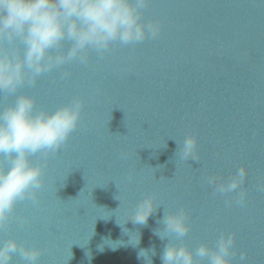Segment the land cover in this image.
<instances>
[{
	"label": "water",
	"instance_id": "obj_1",
	"mask_svg": "<svg viewBox=\"0 0 264 264\" xmlns=\"http://www.w3.org/2000/svg\"><path fill=\"white\" fill-rule=\"evenodd\" d=\"M143 22H158L159 37L116 43L103 57L89 50L86 65H63L18 93L37 111L74 98L84 107L59 151L31 157L44 166L40 203L15 207L0 241L40 249L39 264H162L169 240L154 232L184 208L190 232L174 243L215 248L235 234L232 264H264V0H149ZM0 97V110L14 101ZM189 136L198 161L178 154ZM242 166L245 205L226 204L236 194L221 196L206 179L224 183ZM149 194L160 206L146 225L133 223Z\"/></svg>",
	"mask_w": 264,
	"mask_h": 264
},
{
	"label": "clouds",
	"instance_id": "obj_2",
	"mask_svg": "<svg viewBox=\"0 0 264 264\" xmlns=\"http://www.w3.org/2000/svg\"><path fill=\"white\" fill-rule=\"evenodd\" d=\"M148 4L149 0H0V93L14 97L10 106L0 110V162L8 164L7 168L0 166V230L12 217L17 202L39 205L44 166L34 165L31 157L59 151L77 129L84 107L83 100L74 98L55 112L37 111L34 97L18 93L63 65L74 61L86 65L89 50L103 57L116 43L127 46L158 38L160 24L143 22ZM66 42L71 44L67 50ZM68 76L64 72L62 78ZM178 154L183 161H198L196 138L187 137ZM121 158L127 159V153H121ZM246 178L242 166L224 183L217 184L215 177L206 182L215 185L221 196L236 194L234 201L226 204L243 206L246 192L241 186ZM257 190L264 192V186ZM159 206L149 194L136 205L130 220L146 225ZM188 220L186 209L180 208L167 212L159 221L164 229L154 234L169 240L161 255L162 264H232L235 234H221L215 248L202 244L193 250L174 243L190 232ZM146 252L141 250L139 256L144 258L142 253ZM152 252L155 254L154 249ZM42 254L14 238L0 241V264H12L14 256H19L22 264H39ZM240 258L245 259L243 255Z\"/></svg>",
	"mask_w": 264,
	"mask_h": 264
},
{
	"label": "snow or ice",
	"instance_id": "obj_3",
	"mask_svg": "<svg viewBox=\"0 0 264 264\" xmlns=\"http://www.w3.org/2000/svg\"><path fill=\"white\" fill-rule=\"evenodd\" d=\"M0 98H2V97H0ZM5 102L7 103L9 101H5ZM24 202H25V200H21V201L17 202L16 209L18 210L24 204ZM21 223L22 222L19 220L15 221L14 222V228L19 227Z\"/></svg>",
	"mask_w": 264,
	"mask_h": 264
}]
</instances>
